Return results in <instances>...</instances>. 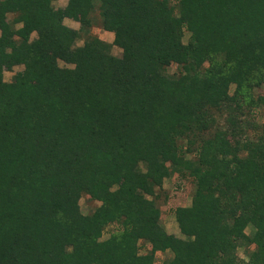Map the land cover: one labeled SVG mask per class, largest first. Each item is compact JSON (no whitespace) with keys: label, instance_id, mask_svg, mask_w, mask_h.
<instances>
[{"label":"trees","instance_id":"trees-1","mask_svg":"<svg viewBox=\"0 0 264 264\" xmlns=\"http://www.w3.org/2000/svg\"><path fill=\"white\" fill-rule=\"evenodd\" d=\"M58 1L0 0V264H264V0H98L112 43L95 0Z\"/></svg>","mask_w":264,"mask_h":264},{"label":"rangeland","instance_id":"rangeland-1","mask_svg":"<svg viewBox=\"0 0 264 264\" xmlns=\"http://www.w3.org/2000/svg\"><path fill=\"white\" fill-rule=\"evenodd\" d=\"M95 2L97 4V8L96 11L92 14L93 25H94L92 29V33L94 35L99 36L101 39L106 40L109 43H112L114 40V34L111 33L109 34L108 32H105L100 28L98 0H95ZM67 3L68 0H59L58 2L54 3V7L56 9L64 8L66 7ZM65 25L75 30H80L81 28L80 23L73 21L71 19H65ZM86 38L87 35L82 34V38L79 41H77V46H82L85 43ZM189 38H190V34L186 33L184 39L185 43L189 41ZM112 53L118 57L122 56V50L118 47L112 48ZM60 65L61 67H72L64 64L63 62H60ZM23 69H24L23 66H19L16 67L13 72H6L4 74L5 80L7 82L11 81L13 76L17 72L22 71ZM168 71L171 74H177L178 72L177 66L170 67ZM258 114L259 115L255 117V120L254 119L251 120V125L253 124V122L261 125L264 123V116L262 115L261 112H259ZM194 191H195V184L191 179L183 180L181 178L172 177L165 181L164 188L161 191H159L160 197L157 200V202L162 211L161 224L166 229L168 234L175 235L177 237H182L178 223L176 221L175 210L179 207L191 206ZM80 206L84 214H91L98 206H100V202L93 201L88 196H83V198L80 201ZM118 229L119 226L117 225L109 226L105 231L102 240L108 239L110 235L113 232L117 231ZM245 232L247 235H251L254 232V230L251 227H249L246 229ZM254 248L255 247L253 246L252 249ZM149 250H150V246L148 244L141 243V251H140L141 254H146L149 252ZM238 255L241 259L245 261H249L244 248L238 249ZM172 257L173 254L171 252H167L165 254L158 253L157 264H162L165 260L171 259Z\"/></svg>","mask_w":264,"mask_h":264},{"label":"crops","instance_id":"crops-1","mask_svg":"<svg viewBox=\"0 0 264 264\" xmlns=\"http://www.w3.org/2000/svg\"><path fill=\"white\" fill-rule=\"evenodd\" d=\"M109 34H110V32H108ZM111 34H113V33H111Z\"/></svg>","mask_w":264,"mask_h":264}]
</instances>
